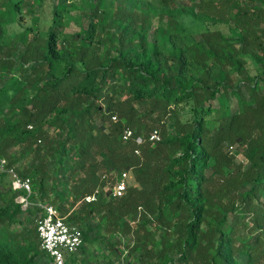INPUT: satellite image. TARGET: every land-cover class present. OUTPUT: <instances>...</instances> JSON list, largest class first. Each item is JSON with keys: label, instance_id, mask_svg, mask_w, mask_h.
<instances>
[{"label": "trees", "instance_id": "1", "mask_svg": "<svg viewBox=\"0 0 264 264\" xmlns=\"http://www.w3.org/2000/svg\"><path fill=\"white\" fill-rule=\"evenodd\" d=\"M43 1L9 45L22 2L0 0V158L30 182L21 208L0 172V264H51L21 218L38 202L80 247L97 221L129 236L138 264H264V0H52L42 29Z\"/></svg>", "mask_w": 264, "mask_h": 264}, {"label": "rangeland", "instance_id": "2", "mask_svg": "<svg viewBox=\"0 0 264 264\" xmlns=\"http://www.w3.org/2000/svg\"><path fill=\"white\" fill-rule=\"evenodd\" d=\"M27 0H21L22 7L21 11H24V8L26 5ZM181 4H187V0H177ZM52 0H45L42 2V14L39 20V26L40 28H45L43 22H48L49 19V6ZM78 4V2H77ZM117 5V3H115ZM125 8H127V5H124ZM63 26L62 29L64 31H78L79 27H85L87 23V19L84 17H80V11L78 9H74L72 12L65 13L63 15ZM24 27H30L32 32L36 31V28L33 27V24L31 22V16L30 14H26L23 12V16L20 20L19 24H10L7 26V36L9 39L10 44H14V36L18 34ZM199 30L198 26H189L187 25L186 34H194ZM18 49V48H16ZM247 66L249 68L253 67V64L251 62L247 63ZM13 79V76L11 77ZM7 80V79H6ZM230 153L233 154L234 159L237 163L239 162H245L241 153L238 150H235L233 147H226ZM6 175V174H5ZM127 176V175H126ZM128 177V176H127ZM117 175L114 173H108L105 176V184L104 188H109L112 186L113 182L116 180ZM130 180V177L127 178V181ZM4 183L6 186H8L9 178L6 175L4 177ZM10 184V183H9ZM98 190L100 189L97 187ZM110 196V195H109ZM17 197V196H16ZM15 197V199H16ZM14 199V200H15ZM16 201V200H15ZM80 201H82L80 199ZM77 202L72 209H75L78 205ZM32 207H36L35 203L31 204ZM21 204V208H23ZM38 211L36 209L32 210L30 213L23 212L21 213V218H24L25 225L29 226L31 229L34 226V217L36 216ZM96 221V220H94ZM100 221V220H99ZM101 222V221H100ZM98 225L94 226L91 229V233H89V238L85 240L80 248H78L73 254H70L69 256H66V261H71L72 264H138L135 258V253L128 254V247L130 246L129 236L123 237L118 234H114L113 236L110 235L109 230H104L103 226H99V222L97 221ZM132 223V222H130ZM133 225V224H132ZM19 225H15L14 229H18ZM69 257V258H68ZM38 264H46V260L43 257H40L38 260Z\"/></svg>", "mask_w": 264, "mask_h": 264}, {"label": "built area", "instance_id": "3", "mask_svg": "<svg viewBox=\"0 0 264 264\" xmlns=\"http://www.w3.org/2000/svg\"><path fill=\"white\" fill-rule=\"evenodd\" d=\"M114 116L111 119L114 120ZM130 130L124 129L122 139L125 140L130 136ZM148 141L154 142L159 140V133L152 129L147 134ZM137 153V150H134ZM0 172H4L10 181L11 189H17L24 192L16 197V202L25 206L28 204L27 196L30 192V182L27 177H20L13 166H7L5 159L0 158ZM127 173L122 171L110 187V197L120 196L126 188ZM99 194L98 188L93 189L90 193L85 194L81 200L83 202H93ZM40 213L34 217V227L38 239V247L50 259L51 264H64L67 255L74 253L81 245L82 235L80 230L73 225H69L60 216L57 209L50 203H35Z\"/></svg>", "mask_w": 264, "mask_h": 264}]
</instances>
